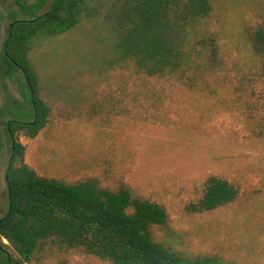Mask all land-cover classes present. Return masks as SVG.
Masks as SVG:
<instances>
[{
  "label": "rangeland",
  "instance_id": "1",
  "mask_svg": "<svg viewBox=\"0 0 264 264\" xmlns=\"http://www.w3.org/2000/svg\"><path fill=\"white\" fill-rule=\"evenodd\" d=\"M211 3L199 29L215 39L217 52L192 43L176 70L151 75L117 59L100 19L43 41L32 56L49 120L35 137L19 129L16 140L39 176L94 179L159 203L168 220L151 235L183 256L264 264V55L252 47L264 27V0ZM7 25L0 27V49ZM4 173L0 165L1 214ZM211 177L234 184L237 198L193 211ZM25 264L114 263L48 241Z\"/></svg>",
  "mask_w": 264,
  "mask_h": 264
},
{
  "label": "trees",
  "instance_id": "2",
  "mask_svg": "<svg viewBox=\"0 0 264 264\" xmlns=\"http://www.w3.org/2000/svg\"><path fill=\"white\" fill-rule=\"evenodd\" d=\"M6 0L0 2V27L8 22L0 49V165L5 167L6 212L0 199V264H25L48 241L81 248L114 264H219L217 257L190 259L151 235L168 220L157 202L128 187L104 189L94 179L66 182L39 176L24 162L19 129L35 137L49 120L40 97L34 49L60 39L84 22L103 21L109 49L148 74L183 66L187 49L199 43L217 52L215 39L200 25L212 12L211 0ZM5 8V10H4ZM252 47L264 55V27ZM0 188V198L3 195ZM238 188L211 177L193 211L213 210L237 198ZM7 239L9 245L3 243ZM10 246L18 257L6 249Z\"/></svg>",
  "mask_w": 264,
  "mask_h": 264
}]
</instances>
